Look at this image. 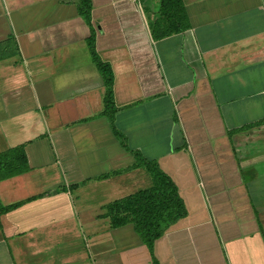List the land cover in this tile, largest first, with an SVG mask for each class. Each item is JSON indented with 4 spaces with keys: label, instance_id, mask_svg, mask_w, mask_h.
I'll use <instances>...</instances> for the list:
<instances>
[{
    "label": "crops",
    "instance_id": "1",
    "mask_svg": "<svg viewBox=\"0 0 264 264\" xmlns=\"http://www.w3.org/2000/svg\"><path fill=\"white\" fill-rule=\"evenodd\" d=\"M90 1L0 0V264H264V0ZM136 153L187 210L152 253L107 211L154 186Z\"/></svg>",
    "mask_w": 264,
    "mask_h": 264
},
{
    "label": "trees",
    "instance_id": "2",
    "mask_svg": "<svg viewBox=\"0 0 264 264\" xmlns=\"http://www.w3.org/2000/svg\"><path fill=\"white\" fill-rule=\"evenodd\" d=\"M80 13L91 25V1L80 0ZM162 16L171 18L173 26L186 28L185 19L181 18L183 13L182 0H159ZM169 33L171 29L168 30ZM90 50L94 62L100 71L105 87L106 94L104 98L105 113L108 116L112 127L114 126V116L116 111L114 101V75L111 67L103 62L95 50V32L89 40ZM139 164L146 165L147 169L152 173L154 186L149 190H144L124 201H117L107 207L110 224L112 227H118L128 222H132L135 230L146 244L150 252L153 251L154 243L171 225L187 215V210L183 200L178 194L177 187L167 177L156 164L143 159L140 154L136 153ZM12 160L16 163L23 161L27 163L26 156L20 149L12 152ZM0 161H6L11 164L9 155L0 156ZM153 264H159L154 261Z\"/></svg>",
    "mask_w": 264,
    "mask_h": 264
}]
</instances>
